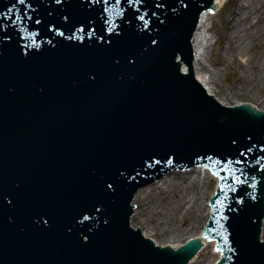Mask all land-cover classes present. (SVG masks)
Wrapping results in <instances>:
<instances>
[{"label":"water","instance_id":"water-1","mask_svg":"<svg viewBox=\"0 0 264 264\" xmlns=\"http://www.w3.org/2000/svg\"><path fill=\"white\" fill-rule=\"evenodd\" d=\"M214 6L215 15L203 13L192 36V66L195 79L207 95H213L223 106L249 103L263 111L264 0H214ZM135 21L136 26L129 29L133 32L142 27L139 20ZM156 29L159 30L157 32H163V37L176 38V43L161 49V45L165 44L163 41L160 46L154 48L153 52L149 50L150 47L146 50L145 47L137 45L135 58L130 56L126 49L132 42L127 34L124 33L120 40L111 45L107 37L105 38L104 29H102L103 34L95 33L101 39L100 45L94 47V50L88 49L87 56L81 57L76 67L72 63L66 65L58 74L64 75V79L52 78L53 81L49 82L51 77L46 76L47 83L57 86L56 94L52 93L49 97H45L47 107L56 101L54 109L49 117L34 116L32 122H46L48 128L54 126L58 128L60 125L61 128H65L64 124H67L71 115L82 109L87 112L82 116V120L90 121L84 128L93 129L91 126L102 117L99 115L98 118L97 109H105L106 115L113 113L118 117L114 123L109 124L118 127L117 131L111 132V141L106 148L112 149L116 146L122 150V154L125 155L123 170L114 171L111 176L102 173L104 176L98 184L110 180L107 183L113 185L111 192L115 191L114 193L117 194L123 222L128 220L126 207L136 190V183H133L136 179L131 181L132 176L128 169L136 167V177L151 178L152 174L144 171V166L139 167L138 162H142L146 164V169L160 174L162 172L160 168L149 167L152 153L155 151L167 155L171 149L175 152L173 158H181L184 163L188 158H195L196 161L204 160L208 165L216 163L217 167L213 170L226 180V182L223 180L225 184L221 185L211 201V203L215 202V208L224 209L226 222L220 216L215 217L219 209H214L213 219L209 223V227L215 230V235L219 229L222 230L219 232L221 236L218 239V249L223 252V257L219 264H264V242L259 241L260 220L264 215V208H261V205H264V193L261 194L263 197H258L254 195L253 189L247 191L246 186L249 184L245 185V183L249 182L241 180L239 174L248 162H254V166L248 165L247 168L251 166L250 169L255 171L260 164H257V159L262 161L264 167V149H262L264 126L255 124L258 116V122H264V114L254 116L248 107L243 106L238 112L231 113L229 120L217 122L218 116L205 119V113H200L197 109L193 111L191 103H188L189 99L196 101V104L199 102L201 110L205 109L202 105L204 100L199 99L201 98L199 91H197L198 95L186 94L188 89H185V86L190 78H183L176 73V85L171 83L172 75L160 78V70L163 67L170 69L178 66L176 63L173 64L176 55L186 57L188 45L186 35L184 36L182 30H178L180 32L171 30L175 29L171 23L170 25L162 23ZM142 52L143 57L137 55ZM108 64L110 68L107 67ZM73 76L77 78L76 81L72 79ZM64 81L66 85H62ZM188 84L192 87L191 83ZM138 88L141 90L136 92ZM62 90L67 91L68 95L61 96ZM124 90L129 91L123 94ZM116 91V96L111 99ZM127 99L135 100V104L145 101L143 103L145 109L142 110L136 105V114L131 116ZM62 100L65 101L60 103ZM114 100L119 104L111 102ZM30 109L31 106L28 111ZM43 112L46 113L47 109ZM57 116L60 117L58 122L52 120ZM108 118L109 116H106V119ZM216 124L217 129H220L218 139L208 150L205 149V143L188 142L190 151H180V154L181 137L186 140L206 137L214 131L213 126ZM170 140L175 141L176 144L167 145ZM95 151L96 148L86 151L85 154L90 157L95 155ZM128 152L131 156L127 155ZM226 160L229 161L228 164ZM261 176H264V171L256 177L250 176L252 178L250 182L257 181L255 188L259 187L261 182L264 183V178ZM253 179H256L255 182ZM217 183V179H213L208 172L202 170L164 177L160 182L138 191L135 195L132 227L141 228L145 238L154 240L158 245L178 248V244L181 245L186 239L197 237L205 226L209 218L206 202L210 194L212 195L213 186L215 190ZM144 184L146 182L141 180L140 186ZM83 202L82 207L90 204ZM261 209L262 213H259ZM104 210L101 208V220L107 221V217L103 215ZM94 212L99 214L98 210ZM112 212L113 208L110 207L108 214L113 215ZM116 230L119 234L116 240L123 243L121 237L125 231L122 226L117 227ZM261 239H264V222ZM136 241L138 242V239ZM122 243L115 250L120 252L123 264H150L146 256L139 255L142 250H144L143 255L148 254V250L152 248L149 243L140 241L139 246L132 253L126 252L129 247L124 248L125 245L123 246ZM128 243L130 245L133 241L129 240ZM204 243L206 247L189 264H215L218 261L219 254L214 252V244H206L203 241ZM196 245L190 242L178 252H170L167 248L162 251L155 250L160 261L165 256H170L174 260L173 264H184L190 255L184 256L183 251L191 249L194 254L197 250Z\"/></svg>","mask_w":264,"mask_h":264},{"label":"snow or ice","instance_id":"snow-or-ice-1","mask_svg":"<svg viewBox=\"0 0 264 264\" xmlns=\"http://www.w3.org/2000/svg\"><path fill=\"white\" fill-rule=\"evenodd\" d=\"M20 2L23 3L24 0H20ZM57 2H59V0H57ZM117 2H119V0H117ZM38 22H39V21H37V23H38ZM237 163H239V161H237Z\"/></svg>","mask_w":264,"mask_h":264}]
</instances>
